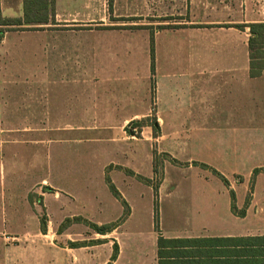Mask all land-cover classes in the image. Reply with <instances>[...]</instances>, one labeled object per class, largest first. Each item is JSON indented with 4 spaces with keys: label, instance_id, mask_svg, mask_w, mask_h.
<instances>
[{
    "label": "crops",
    "instance_id": "crops-1",
    "mask_svg": "<svg viewBox=\"0 0 264 264\" xmlns=\"http://www.w3.org/2000/svg\"><path fill=\"white\" fill-rule=\"evenodd\" d=\"M55 1L56 23L40 25L39 40L0 35V264H48V216L62 242L56 264L66 249L75 260L99 242L80 238L85 221L117 224L93 237L110 235L107 263L123 264L141 251L123 252L121 227L145 219L153 233L155 200L159 229L164 208L173 223L201 226L173 237L223 239L216 264H255L249 239L264 237V68L250 74L248 24L264 23V0H188V18L153 29L108 23L103 10L86 30ZM166 4L175 11L176 0ZM21 15L22 0H0V16ZM49 31L86 41L57 40L53 69ZM50 142L56 185L47 179ZM153 255L148 264H158L156 243Z\"/></svg>",
    "mask_w": 264,
    "mask_h": 264
},
{
    "label": "rangeland",
    "instance_id": "rangeland-1",
    "mask_svg": "<svg viewBox=\"0 0 264 264\" xmlns=\"http://www.w3.org/2000/svg\"><path fill=\"white\" fill-rule=\"evenodd\" d=\"M188 0H176V7H174L175 11L168 12L166 9L167 0H159V8L157 7V0H58L57 5L59 11L64 16H72L79 23L86 24V26H81L77 28L87 29L89 23L87 20L93 14L94 16H103V10L106 11L107 22L111 24H140V25H151L153 28H158L167 22H179L183 21L185 18L189 16V9L191 5L185 4ZM218 1V0H214ZM92 2H95L94 5H90ZM94 8V9H93ZM195 10L199 11V7L195 6ZM55 11H56V1H55ZM64 12V13H63ZM65 12L70 13L71 15H65ZM56 13V12H55ZM125 16L127 18H125ZM130 16L132 19H129ZM56 18V15L55 17ZM124 18V19H123ZM81 19V20H79ZM49 24V23H48ZM45 26V24H43ZM3 30V34L6 32L7 41H15L16 43H23V42H33L35 40H39V37L36 36L38 33L36 30L39 29H27L26 26L21 27H5L0 26ZM76 28V27H74ZM50 30V29H48ZM48 41L49 43H53L52 47L49 45V60L52 61V68H55V44L57 40L60 42H64L65 40H80L86 41V35H81L80 37L74 38H57L56 36H61L63 33H55L54 31L48 32ZM264 50V49H263ZM86 51V50H85ZM50 53L52 55H50ZM51 56V57H50ZM50 62V61H49ZM80 63V64H79ZM75 70L78 71L77 67H82L79 65H83L86 67V56L80 58V60L76 59L75 62ZM80 71V70H79ZM68 145V144H65ZM71 145L70 147H72ZM55 148L56 143L50 142L49 143V169L47 179L48 182L52 185L57 184V177L55 172ZM50 200V199H49ZM164 203H162V207L167 200L164 198L162 199ZM163 209L164 215L161 221L160 230L153 231L152 223L147 222V220L142 219V222L137 223H127L121 227V234L122 238H120L119 244L122 247V250H132L139 248L141 253L137 255L125 254V257H128L123 264H129V259L131 261H140L139 264H148L150 261V257L152 259L153 252H155V243L156 238L159 234L173 237V236H186L187 234L196 233L201 226H191L185 224H176L173 223V218H169L166 215L167 209ZM48 264H56V250L58 246L62 244L60 241H56L55 233H56V226L54 222V218L48 216ZM67 223V222H66ZM67 225V224H66ZM64 226V228L66 227ZM79 235L80 238L83 240H91L93 238L99 241L96 244L90 245L88 248H81L78 249L79 254L75 255V260L73 259V255L67 249L64 252V264H106L109 261L111 250H112V242L109 239L108 235L100 236L95 235L93 237V229L89 226L80 225ZM138 239V240H133ZM141 239V240H139ZM67 242L64 241V245ZM152 253V254H151ZM153 262V261H152ZM134 264V263H133Z\"/></svg>",
    "mask_w": 264,
    "mask_h": 264
},
{
    "label": "trees",
    "instance_id": "trees-1",
    "mask_svg": "<svg viewBox=\"0 0 264 264\" xmlns=\"http://www.w3.org/2000/svg\"><path fill=\"white\" fill-rule=\"evenodd\" d=\"M55 0H22V15L19 17L5 18L0 16V26L21 27L27 29H40L43 24H55ZM124 19V18H123ZM132 19V18H129ZM252 36L249 38L250 74L257 76L264 68V23L248 24ZM3 30L0 28V35ZM156 171V167L154 168ZM109 182V180H108ZM111 192L119 197L115 187L109 182ZM154 194H157V185L153 186ZM128 210L124 208L121 219H124ZM81 220V218H76ZM158 204H154V230L159 231ZM85 221V220H84ZM95 232L105 234L110 232L116 223L97 225L85 221ZM232 242V238L228 239ZM241 240L240 238L236 239ZM255 240V264H264V237L256 236ZM219 243V244H218ZM223 247V239L217 237H165L158 235L156 240V254L158 264H216L217 246ZM231 251V250H230ZM220 252H224L220 249ZM117 244H113L111 259H115ZM225 263V261H221ZM230 263V262H229ZM246 263V261H245ZM252 263V260L250 261ZM109 264V263H107Z\"/></svg>",
    "mask_w": 264,
    "mask_h": 264
}]
</instances>
